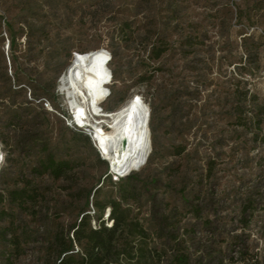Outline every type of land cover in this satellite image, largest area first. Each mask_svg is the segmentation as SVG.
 <instances>
[{
  "label": "rangeland",
  "instance_id": "rangeland-1",
  "mask_svg": "<svg viewBox=\"0 0 264 264\" xmlns=\"http://www.w3.org/2000/svg\"><path fill=\"white\" fill-rule=\"evenodd\" d=\"M75 61L99 67L102 101L89 116L138 100L149 146L139 170H113L74 121L61 80ZM0 92L11 145L0 136V264H52L54 236L87 197H119L122 182L106 175L132 172L126 207L149 248L169 254L176 240L195 264H264V0H0ZM33 94L39 108L21 130L71 163L59 179L34 173L46 153L20 154L19 128L4 126L7 107ZM18 189L22 206L7 199Z\"/></svg>",
  "mask_w": 264,
  "mask_h": 264
},
{
  "label": "trees",
  "instance_id": "trees-1",
  "mask_svg": "<svg viewBox=\"0 0 264 264\" xmlns=\"http://www.w3.org/2000/svg\"><path fill=\"white\" fill-rule=\"evenodd\" d=\"M7 42L9 48L10 41L7 40ZM164 52L165 49L160 47L152 50V53L155 54V59H158ZM80 54L82 58L88 53ZM66 55L70 56L69 51H66ZM111 61L112 56L108 63L109 65ZM104 64H106L105 61ZM109 71L112 76L111 82H113V73L110 69ZM104 76L105 73H103V78ZM107 82L105 85H108ZM20 89H22V87ZM5 94L6 93L0 92L1 103H3L1 97ZM31 94L32 93L29 91V98ZM40 98L42 97L33 94V97L25 101L22 105L19 104L16 106L14 104H8V121L4 126L6 128H19L20 131L14 133V135L17 139L16 146L19 148L20 154H30L34 151L37 152L36 150L46 153L44 160L39 162L34 173L37 175L49 174L52 178L59 179L72 169L71 163L64 160H56L54 156L48 152V145L39 133L29 136L27 135L28 132H23L21 130V127H29L32 120L35 118L34 115L36 109L39 108ZM50 100L53 102V98H50ZM43 101L50 104L46 99H43ZM123 102L124 101L121 100L118 106ZM105 104L101 109L106 112H112L118 107L107 109ZM61 118L66 122L63 115ZM74 130L77 133H82L78 128H74ZM35 131L39 132L38 129ZM8 133L10 134V132ZM146 135L150 136L149 131H146ZM0 136L3 144L10 147L11 145L2 137L4 136L3 133H0ZM151 150L152 146L150 145V154ZM100 159L103 163H106L101 157ZM132 174L133 172L123 177H112L111 174L106 175L105 178L110 177L113 183L122 182L119 187V197L107 201H99L98 199L93 200L99 192V188L94 190L91 196V203L87 197L80 210L79 217L70 225L66 233L54 236L51 244L54 255L52 264H195L189 252L181 247L176 240L174 241L175 244L173 243V245L168 248L169 254H167L166 251H158L154 247H148L147 243L150 240L148 232L138 221L130 218L129 209L126 207L131 197L129 191L122 188V185L132 179ZM28 196L25 189L12 190L7 193L8 202L13 204L16 203L18 206H22V204L28 200ZM89 205L93 212L99 213L95 221L96 227H91L90 225L91 214ZM106 209H108V213L104 218L103 215Z\"/></svg>",
  "mask_w": 264,
  "mask_h": 264
},
{
  "label": "bare ground",
  "instance_id": "bare-ground-1",
  "mask_svg": "<svg viewBox=\"0 0 264 264\" xmlns=\"http://www.w3.org/2000/svg\"><path fill=\"white\" fill-rule=\"evenodd\" d=\"M99 74V67L95 63L75 61L61 80V91L70 99L74 121L91 128L94 143L109 161L111 168L117 172L136 168L139 170L149 147L142 131L145 113L138 100L132 98L112 112H101L98 109L95 118L89 116L97 110L101 99ZM72 97H75V103H72ZM103 124L108 126L109 131L104 130Z\"/></svg>",
  "mask_w": 264,
  "mask_h": 264
},
{
  "label": "built area",
  "instance_id": "built-area-1",
  "mask_svg": "<svg viewBox=\"0 0 264 264\" xmlns=\"http://www.w3.org/2000/svg\"><path fill=\"white\" fill-rule=\"evenodd\" d=\"M110 56V55H109ZM109 61H110V57H109V59L107 60V65H108V63H109ZM109 73H110V71H109ZM110 76H111V73H110ZM111 80H112V76H111ZM109 83H110V81H108ZM107 87H108V85H107ZM109 96V94L107 95V97ZM93 140V139H92ZM94 142V141H93Z\"/></svg>",
  "mask_w": 264,
  "mask_h": 264
},
{
  "label": "water",
  "instance_id": "water-1",
  "mask_svg": "<svg viewBox=\"0 0 264 264\" xmlns=\"http://www.w3.org/2000/svg\"><path fill=\"white\" fill-rule=\"evenodd\" d=\"M124 173H127V172H124ZM124 173H120L121 175H118V177H123V176H125ZM126 175H127V174H126Z\"/></svg>",
  "mask_w": 264,
  "mask_h": 264
}]
</instances>
